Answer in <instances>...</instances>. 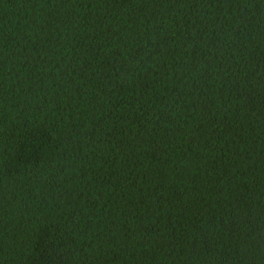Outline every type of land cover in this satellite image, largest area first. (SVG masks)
Wrapping results in <instances>:
<instances>
[{"label": "trees", "instance_id": "16d2710c", "mask_svg": "<svg viewBox=\"0 0 264 264\" xmlns=\"http://www.w3.org/2000/svg\"><path fill=\"white\" fill-rule=\"evenodd\" d=\"M0 264H264V0H0Z\"/></svg>", "mask_w": 264, "mask_h": 264}]
</instances>
